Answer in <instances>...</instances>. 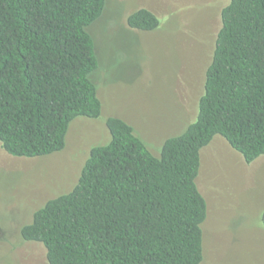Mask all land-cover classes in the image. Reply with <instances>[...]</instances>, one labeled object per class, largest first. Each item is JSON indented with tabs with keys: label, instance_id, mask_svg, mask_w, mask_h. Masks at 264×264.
Returning a JSON list of instances; mask_svg holds the SVG:
<instances>
[{
	"label": "trees",
	"instance_id": "16d2710c",
	"mask_svg": "<svg viewBox=\"0 0 264 264\" xmlns=\"http://www.w3.org/2000/svg\"><path fill=\"white\" fill-rule=\"evenodd\" d=\"M107 0H0V143L13 157L62 151L76 118L99 119V67L89 27ZM131 29L160 27L148 9ZM75 187L21 230L48 264H202L207 202L201 151L222 136L247 164L264 156V0H230L221 13L196 120L159 156L116 117ZM264 225V214L262 217Z\"/></svg>",
	"mask_w": 264,
	"mask_h": 264
},
{
	"label": "rangeland",
	"instance_id": "374dc122",
	"mask_svg": "<svg viewBox=\"0 0 264 264\" xmlns=\"http://www.w3.org/2000/svg\"><path fill=\"white\" fill-rule=\"evenodd\" d=\"M229 2L106 1L88 29L99 60L93 79L101 117L76 118L64 149L46 157H13L0 143V264H48L45 247L23 240L21 230L49 200L75 187L91 149L111 140L107 119L130 124L156 156L196 120ZM140 9L159 18L157 30L128 26ZM197 185L208 207L202 264H264V156L247 164L217 135L201 151Z\"/></svg>",
	"mask_w": 264,
	"mask_h": 264
}]
</instances>
